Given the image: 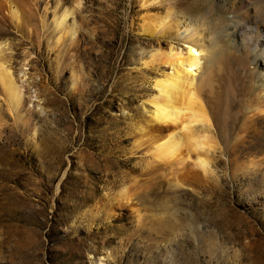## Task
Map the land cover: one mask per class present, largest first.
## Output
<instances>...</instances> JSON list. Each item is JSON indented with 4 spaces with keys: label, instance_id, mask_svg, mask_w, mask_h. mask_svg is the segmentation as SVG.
I'll return each mask as SVG.
<instances>
[{
    "label": "rangeland",
    "instance_id": "374dc122",
    "mask_svg": "<svg viewBox=\"0 0 264 264\" xmlns=\"http://www.w3.org/2000/svg\"><path fill=\"white\" fill-rule=\"evenodd\" d=\"M15 1L24 21L0 0V64L22 95L16 115L0 91V264H264V123L246 136L264 102V0ZM146 19L170 28L145 34ZM184 35L216 127L163 163L147 100L169 67L150 56Z\"/></svg>",
    "mask_w": 264,
    "mask_h": 264
},
{
    "label": "bare ground",
    "instance_id": "6f19581e",
    "mask_svg": "<svg viewBox=\"0 0 264 264\" xmlns=\"http://www.w3.org/2000/svg\"><path fill=\"white\" fill-rule=\"evenodd\" d=\"M6 1L10 2L9 8L14 20L17 22L20 19L24 21L25 13L17 2L15 0ZM143 3L150 5L149 0H143ZM66 17L65 13L61 15L54 13L51 21L52 26L58 33L67 34L69 31L74 36L75 27L67 26ZM167 26L168 23L164 19L156 22H148L146 19L142 24V31L145 34L154 35L165 29L167 30ZM186 31L188 30L186 29ZM190 37L188 35L183 36L181 42L184 49L182 50L171 46L163 54L156 51L150 56V62L169 67L167 73L153 80L152 86L155 93L147 100L152 108L149 111L150 121L153 125L159 126L160 131L162 130L160 139L156 142L153 141L147 151V154L158 162L179 163L180 159L178 157L181 155L183 148L188 151L203 149L202 129L208 131L212 127H216L217 119L214 109L209 105V101L214 100L213 97L202 103L198 92H196L197 89L194 87V70L197 69L196 71H198L201 65L198 57L199 52L195 49ZM60 39L61 37L57 40V43ZM253 47L257 49V42H253ZM262 53L264 55V51ZM216 59L213 60V64H215L213 66H216L222 60L219 57ZM215 61L217 62L214 63ZM212 84V80H210L204 85L209 89L207 91L210 94L213 93ZM0 91L4 94L10 109L17 115L22 104L21 90L3 64H0ZM254 112L257 113V119H251L250 125L246 127V136L249 138L262 131L260 122L264 123V102L257 105ZM258 119L260 122H255ZM199 126L202 129H198ZM199 165L201 168H205L207 164L205 161L199 160Z\"/></svg>",
    "mask_w": 264,
    "mask_h": 264
}]
</instances>
